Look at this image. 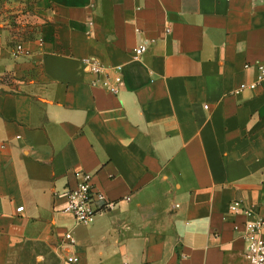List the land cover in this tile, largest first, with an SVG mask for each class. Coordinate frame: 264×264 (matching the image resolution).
<instances>
[{
	"label": "crops",
	"instance_id": "obj_1",
	"mask_svg": "<svg viewBox=\"0 0 264 264\" xmlns=\"http://www.w3.org/2000/svg\"><path fill=\"white\" fill-rule=\"evenodd\" d=\"M260 66L264 0H0V264H251L230 205L264 217V79L237 92ZM77 171L116 202L89 225Z\"/></svg>",
	"mask_w": 264,
	"mask_h": 264
},
{
	"label": "built area",
	"instance_id": "obj_2",
	"mask_svg": "<svg viewBox=\"0 0 264 264\" xmlns=\"http://www.w3.org/2000/svg\"><path fill=\"white\" fill-rule=\"evenodd\" d=\"M17 49L19 51L23 50L22 44H18ZM147 49V42L138 44L134 48L135 57L139 58ZM84 62L92 71L98 74L104 68L101 63L90 58L85 59ZM259 68L260 71L256 79L240 83L237 92L257 88L259 83L264 79V68L262 66ZM108 89L113 93L119 91L117 85H108ZM205 107H208V105H205ZM76 176L78 178L76 184L68 187L64 192L67 197L64 210L70 213L78 224L89 225L93 223L97 215L113 209L116 202L109 199L105 193L95 187L92 182V173L77 171ZM17 210H23V206L18 207ZM230 211L234 215L244 217L241 228L239 225H235V229L241 231L242 237L246 241L245 255L251 264H264V217L256 211L254 205L246 204L244 201L238 199L231 203ZM64 242L68 244L75 243V238L71 232L65 234ZM66 259L71 263L79 261V257L76 255H69Z\"/></svg>",
	"mask_w": 264,
	"mask_h": 264
}]
</instances>
